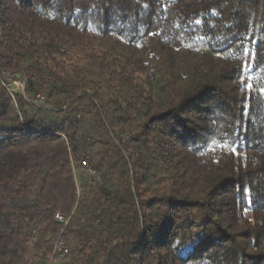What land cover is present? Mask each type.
<instances>
[{"label": "trees", "instance_id": "16d2710c", "mask_svg": "<svg viewBox=\"0 0 264 264\" xmlns=\"http://www.w3.org/2000/svg\"><path fill=\"white\" fill-rule=\"evenodd\" d=\"M59 237L55 264H264V0H0V264Z\"/></svg>", "mask_w": 264, "mask_h": 264}, {"label": "built area", "instance_id": "2783aa9c", "mask_svg": "<svg viewBox=\"0 0 264 264\" xmlns=\"http://www.w3.org/2000/svg\"><path fill=\"white\" fill-rule=\"evenodd\" d=\"M13 85L16 86L19 91L22 92L24 90V88H25L24 78L21 75L18 76V74H17L16 78H14ZM9 90L17 91L16 89H13L11 87H9ZM44 101H45L44 97L39 95V102L43 103ZM83 168H85L88 171H90V167H89V165L86 162L83 163ZM55 219L57 221L61 222L63 224V226H66L69 223L70 216H65V215H63L61 213H57V214H55ZM63 250H64V242L59 237L57 242H56V244H55L54 250H53V252L51 254V257L49 259V263L48 264H55L56 260L58 259L59 255L62 253Z\"/></svg>", "mask_w": 264, "mask_h": 264}, {"label": "rangeland", "instance_id": "374dc122", "mask_svg": "<svg viewBox=\"0 0 264 264\" xmlns=\"http://www.w3.org/2000/svg\"><path fill=\"white\" fill-rule=\"evenodd\" d=\"M9 81H10V83H11V85H10L11 88L16 89L17 91H19L18 88H17L16 86L13 85L14 79L10 78Z\"/></svg>", "mask_w": 264, "mask_h": 264}, {"label": "water", "instance_id": "95a60500", "mask_svg": "<svg viewBox=\"0 0 264 264\" xmlns=\"http://www.w3.org/2000/svg\"><path fill=\"white\" fill-rule=\"evenodd\" d=\"M18 76H20V75L18 74ZM23 93L25 94V88H24V90H23Z\"/></svg>", "mask_w": 264, "mask_h": 264}]
</instances>
